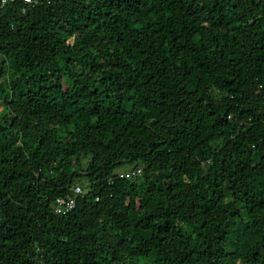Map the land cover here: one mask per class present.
Wrapping results in <instances>:
<instances>
[{
  "label": "trees",
  "instance_id": "1",
  "mask_svg": "<svg viewBox=\"0 0 264 264\" xmlns=\"http://www.w3.org/2000/svg\"><path fill=\"white\" fill-rule=\"evenodd\" d=\"M0 264H264V0L9 3Z\"/></svg>",
  "mask_w": 264,
  "mask_h": 264
},
{
  "label": "built area",
  "instance_id": "2",
  "mask_svg": "<svg viewBox=\"0 0 264 264\" xmlns=\"http://www.w3.org/2000/svg\"><path fill=\"white\" fill-rule=\"evenodd\" d=\"M15 0H0V12L9 4L14 2ZM39 0H24V4L27 6H36ZM142 169H132L126 172L119 173L117 175L120 179H133L142 175ZM83 194V189L81 185L75 184L70 191L64 195L59 196L55 199L54 203V212L58 215H68L70 214L76 207L77 198Z\"/></svg>",
  "mask_w": 264,
  "mask_h": 264
},
{
  "label": "rangeland",
  "instance_id": "3",
  "mask_svg": "<svg viewBox=\"0 0 264 264\" xmlns=\"http://www.w3.org/2000/svg\"><path fill=\"white\" fill-rule=\"evenodd\" d=\"M70 131H73L74 128L73 126H70ZM87 162V160L84 161V164ZM130 169H132V166L131 165H125L123 167H120L117 171L118 173H122V172H125V171H129Z\"/></svg>",
  "mask_w": 264,
  "mask_h": 264
}]
</instances>
